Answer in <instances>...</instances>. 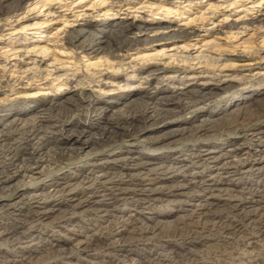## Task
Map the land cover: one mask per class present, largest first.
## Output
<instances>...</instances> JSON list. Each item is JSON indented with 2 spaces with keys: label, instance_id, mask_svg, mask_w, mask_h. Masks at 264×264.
I'll list each match as a JSON object with an SVG mask.
<instances>
[{
  "label": "bare ground",
  "instance_id": "1",
  "mask_svg": "<svg viewBox=\"0 0 264 264\" xmlns=\"http://www.w3.org/2000/svg\"><path fill=\"white\" fill-rule=\"evenodd\" d=\"M63 1L0 0V37L25 33L0 51V245L26 243L19 246L20 259L15 245L0 249V264H40L35 256L42 248H48L42 250L47 259L71 264L74 251L84 256L98 245L108 257L102 264L135 257L150 264L144 255L159 249L191 254L192 246L210 241L202 234L208 227L218 231L220 238L211 237L218 242L232 234L227 242L238 246L247 231L257 240L243 242L263 245L264 0H141L142 7L164 12L155 25L134 16L116 20L135 0ZM194 5L205 6L201 16L214 20L223 11L224 21L207 28L192 26L195 17L185 26L170 23L171 12ZM40 7L44 17L28 23ZM232 14L236 18L228 21ZM70 15L105 18H87L61 39L46 35L56 23L65 29ZM7 26L12 31L4 33ZM28 27L40 30L27 35ZM223 98L224 106L218 103ZM169 194L180 201L194 195L204 222L212 210L225 211L228 220H212L201 231L174 225L169 236L181 241L161 240L160 247L141 252L156 231L170 229L142 210L157 212ZM82 214L95 223L91 235L76 237L77 245L54 233ZM51 215L64 228L48 235ZM169 255L165 260L173 261Z\"/></svg>",
  "mask_w": 264,
  "mask_h": 264
},
{
  "label": "rangeland",
  "instance_id": "2",
  "mask_svg": "<svg viewBox=\"0 0 264 264\" xmlns=\"http://www.w3.org/2000/svg\"><path fill=\"white\" fill-rule=\"evenodd\" d=\"M70 1L71 0H64L63 2L65 3V2H70ZM75 1L77 2L79 0H75ZM140 1L141 0H135L134 1L135 5L131 6V7H128V5L123 6V9L120 11V13L117 14L118 18L116 20H119L121 22H125L126 20H128V21L131 20L133 18V16H134L135 20L138 21V22L139 21L144 22V21L149 20L148 22H151V23L154 22L153 25H155V22L164 19V17H162L163 13H164L162 10H159V9L158 10H154V9L151 10V9H149L147 7H142V4H141ZM86 2H87L86 0H83L81 3L83 4V3H86ZM89 3H90V1H89ZM131 5H133V4H131ZM65 6L66 5H64V7H58V4H54V7L57 8V10H63L65 12H67L68 14H71L70 10L67 9V6L66 7ZM88 7H89V5H88ZM202 7L201 6L199 7L198 5H194L189 12H186V13H183V14L182 13L171 12L170 16H172V18L170 20V23L171 24H178V25H181V26H185L183 24V22H185L186 20H188L190 18L195 17L197 19L193 22L192 26H194V25L198 26L199 24H203V27L207 28V27H212V26L217 27V26H219V24H221L224 21L222 19L223 18V11H222V16H216L217 20H214L215 16H213L212 14H209V13H206L208 18L202 17L201 14H202V12H204L205 6H202ZM42 8L43 7H40V10H38V12H37V9L35 11H33V13H32V11L30 12L31 15L29 16L30 20L28 21V23L31 22V21L34 22V20H36V19L40 20V19H42V17H44L43 16L44 12L47 11V10H46V8L45 9L43 8L44 11H42ZM83 8L84 9L87 8V5L85 7H82L81 9H83ZM75 9H77V8H75ZM127 11L130 12V13L127 14ZM218 14H221V12H219ZM36 15L38 17L37 18H33ZM232 15L227 19L228 21H232V20H234L236 18V17H234L236 15H233V16ZM210 16H211V18H209ZM106 17H109V16H106ZM87 18H89L93 22V21H98V20H100L102 18H105V16H103V15L102 16H98V15H90V16H88L87 15V16H84V17L80 16L78 19H76L74 16L70 15L69 16L70 23L67 24V27L65 29L64 28L63 29L60 28L61 26L60 27L58 26L57 28H54L57 25V23H56V24L53 25V29H52L51 32H50V29H49L48 32H45V33H46V35L48 34V36H53V38H55V39H57V38L61 39L65 35L66 31H68L69 29L74 28L75 26L76 27L80 26V24H82L83 21L85 19H87ZM213 21H215V22H213ZM25 23L26 22H24V24ZM11 29L12 28H9V26H7L5 28L4 33L11 32L12 31ZM38 30H40V29H34V28H31V27H28L25 32L27 33V35H30V34H35L36 33L35 31H38ZM23 34H25L24 31H20L18 33H13V34H10L8 36L7 35H3L2 37H0V51L1 50H5L7 48L10 49L11 47H14V45H13L14 40L17 39V38L22 37ZM150 34H153V31H150ZM50 38H52V37H50ZM49 43L50 44H54L53 41H49ZM160 44L161 43H159V42H154L153 46L160 47L161 46ZM257 85H259V86L261 85L262 86V84H257ZM244 89L246 90L247 88H244ZM223 99L220 100V102H218L222 106L226 105L225 102L227 100L226 98H223ZM214 139L215 138H213V140ZM192 141L196 142L195 139L194 140H190L189 142H192ZM142 151L143 152H147V149L145 147H143ZM157 152H159V150ZM80 159H81V157L77 156V157H75L74 161H78ZM254 176L255 175H251V178L257 179V177L256 176L254 177ZM224 181H225V179H223V182ZM225 184L226 183H224V185ZM200 193H202V192L194 191V194H200ZM168 196H170L168 198V200L158 201V205H160V206H158L159 207L158 209H160V210H158L157 212H154L155 210L153 211V210H151L149 208H145L144 210H142L143 216H157L158 215L159 217H161L160 219H162V222H167L170 225V229L168 231H165V232L163 231V233L161 232V233H158L157 235H155V233L159 232V230H158L152 236L150 235L152 237V239L146 240L147 242H149V247L145 248L146 250H142L141 252L150 251V248H152L155 244L158 245V247H160L161 240L171 239V240L177 241V242L181 241V237L180 236H178V237L177 236L176 237L169 236L172 233V231H173V226L174 225H178L179 227H182V225H184L183 228H186V229L187 228L190 229L192 226H194V228L196 227L198 230L201 231L202 226L207 225V224H208V226H210L212 220L219 221L221 218H225L226 221L228 220L226 216H223V215L226 214L225 211L221 212V211L218 210L219 211L218 212V211L212 210L207 215V218H210L211 220L208 221L209 223L208 222H204L205 218H202L203 216L202 217L199 216L200 214H202L201 211H200L201 210L200 207L196 208V206H194V204L197 203V200L193 199L195 197L194 195H192L190 197V200H189V198H186V199L183 198V200H181V201L179 200L180 196H177L175 194H169ZM223 206L224 205L222 204L219 207H223ZM127 207H129V206H127ZM85 209L86 208H84L83 210H85ZM130 210H131V208H130ZM169 210H170V212H168ZM172 211H174V212L171 213ZM128 213H134V212L131 210ZM166 214H170V215L166 216ZM51 216L52 217L49 216V217H47L45 219V220L50 222L49 225L46 228H44V233H48V235H51L53 233V231H52L53 229H57L58 227H59L58 229H60L61 226H62V223L60 222L62 219L60 217H58V215L57 216L56 215L55 216L51 215ZM83 216H85V217H83ZM88 216L90 217V215H85V214H82V215H79V216L75 215V217H73L75 219V221L73 223H70V224L66 225L65 226L66 230L61 231V232H58V230H54V233H58V235H61L60 239H63V237L64 238L65 237H67V238L70 237L71 243L73 245L74 244L77 245L76 237L77 238L78 237L79 238H84L85 234L91 235L92 232H93V229H92L93 228L92 227L93 224L92 225L90 224V222L92 220L88 219ZM54 217H56V218L54 219ZM228 218L232 219V215H230ZM233 218L236 220L238 217H233ZM5 221H6V219H5ZM141 221L142 220H136V221H134L132 223L135 224V225H139L141 223ZM92 222L95 223V221H92ZM183 222H186V224L183 223ZM81 223L84 224V226L87 225L86 227L90 228V231H88V232L84 231L86 228L80 227L79 225H81ZM96 223H97V221H96ZM98 223H99V221H98ZM141 224L139 226H141ZM169 225H167V226H169ZM131 226H132V224L128 223V227H131ZM62 227L64 228V226H62ZM102 230H104V229H102ZM104 231H106V229ZM183 231H185V230H183ZM185 232H187V231H185ZM217 232L218 231H216V230L215 231L210 230V227L204 228L203 231H202V234L205 235V236L208 235L207 239H210V241L207 242V243H204L202 245H198V247L192 246V248L194 250L192 249L191 254H186L185 253L186 249L183 250L180 255H176L175 251H173V250L171 252H169V251L162 252L161 249H159L160 251L157 250L158 254H160L159 256H158V254H152L151 257H149L147 255H144V257L149 258V259L151 258L150 259V264H153L152 262H154V261H155L154 262L155 264H162V263L163 264H219V263L220 264H226L223 261H227V262H229L231 264H241L240 262H242V263L244 262V264H246V263H249V261L251 263H256V260L259 261V259H264V251H263L264 250V244L263 243H262L263 245H261L260 242L258 241L259 243L257 244V246L253 247L252 245H250L248 243L246 244L245 242H243V241H247V240L248 241L249 240L250 241H254V240L256 241L257 240L256 237H252V238L250 237V236H253L251 233H247V231H245L246 232V233L244 232L245 236H240V240L238 241L239 242L238 246L234 247V245H232V243L228 244V242H227V238H230L229 239L230 242L234 241L232 239V237H233L232 234H230L229 237L226 238V240H225L226 243H224V236H223V238L221 240H219V242L217 240L215 241L214 239H212V238H218V237L220 238V236H219L220 234H218ZM164 234H165V236H164ZM213 234L214 235L218 234V236L217 235L214 236ZM211 235H213V236H211ZM162 236H163V239H161ZM56 237H57V235L53 236V238H56ZM155 237H157V238H155ZM194 239L195 240L197 239L196 243H199V241L201 240V238L199 239V237H194ZM198 239H199V241H198ZM24 240L25 239H23V242H21L22 244L21 243H17V240L10 241V242L7 241L6 244L5 243H1L0 249H5L7 251H11L12 246L15 245V248L16 249L18 248V253H16L15 257H18V259H20L22 257V252L19 251V248H20L19 246H23V245L26 244L24 242ZM183 247L187 248L186 245L182 246V249H184ZM91 248L88 250V252L84 256H78L76 254V251H74V253L71 255V256H74L72 258V260H71V264H95V263L96 264H99V263L102 264V262L104 260H108V257H106V252L104 251V248H103L102 245L95 246V249H94V246H93L92 249ZM45 249H48V248H42V250H45ZM245 249H246V251H244ZM42 250L39 251V254L37 252V254H36L37 256H35V258L43 259V262H41L40 264H51L50 263L51 260L52 261L57 260L58 261L57 263L59 264L62 260H65V259H60L59 256H57V257H55L53 259H51V257L47 259V257H46L47 256V251L45 252V251H42ZM247 250H249V251H247ZM161 252H162V254H161ZM165 253H168V254L170 253L169 256H172V258H174L173 261L165 260L166 258L167 259L169 258L168 254H166L167 257H164V256H166ZM182 254H184V255H182ZM233 254H234V256H233ZM261 254L263 255V257H262ZM154 255H156V256H154ZM75 258H78V259H75ZM135 258L136 259L135 260L133 259V261L132 260H128V261H126V262L124 261V263H120V264H139V262L137 261L138 260L137 257H135ZM159 260H160V263H159ZM94 261H95V263H94ZM103 264H106V263H103Z\"/></svg>",
  "mask_w": 264,
  "mask_h": 264
}]
</instances>
